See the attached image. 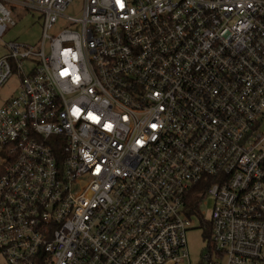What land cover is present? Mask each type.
Listing matches in <instances>:
<instances>
[{
    "label": "built area",
    "instance_id": "obj_1",
    "mask_svg": "<svg viewBox=\"0 0 264 264\" xmlns=\"http://www.w3.org/2000/svg\"><path fill=\"white\" fill-rule=\"evenodd\" d=\"M72 1L0 0L45 32L0 56V255L182 264L210 196L203 264H264V0Z\"/></svg>",
    "mask_w": 264,
    "mask_h": 264
},
{
    "label": "rangeland",
    "instance_id": "obj_2",
    "mask_svg": "<svg viewBox=\"0 0 264 264\" xmlns=\"http://www.w3.org/2000/svg\"><path fill=\"white\" fill-rule=\"evenodd\" d=\"M83 0H73L67 9L63 12L66 16L72 17H82L83 13ZM13 15L17 20V24L12 26L7 34L0 38V56L7 53V50L3 46V42H9L17 40L22 43L36 45L37 48H41V42L44 39V17L42 13L38 10H23L14 9ZM68 20L61 16L58 23L54 25L52 29L48 32L52 36L58 35L62 29L66 28ZM48 42H46V48H48ZM18 76L17 73L14 74L13 78L10 79L6 87L0 88L1 97H10L12 94L18 93L16 87ZM214 201L210 196L203 199L200 204V210L203 212L204 217L202 220L200 218L194 217L195 227L191 228L187 232L188 248L190 261L187 259L182 264H201L202 254L208 251L210 244V239L208 235V229L204 226L203 221H207L211 215L213 209ZM209 226V224H207ZM210 228V226H209ZM216 264H222L224 261L221 258L215 259ZM0 264H8L5 258L0 255Z\"/></svg>",
    "mask_w": 264,
    "mask_h": 264
},
{
    "label": "trees",
    "instance_id": "obj_3",
    "mask_svg": "<svg viewBox=\"0 0 264 264\" xmlns=\"http://www.w3.org/2000/svg\"><path fill=\"white\" fill-rule=\"evenodd\" d=\"M198 187H206V184H203V185H199ZM194 194H196V193H194ZM193 194V195H194ZM193 195L191 196V203H196V199H197V197H198V195L197 196H195V198L193 199ZM209 226H210V224H209ZM209 226L207 227V229H208V237H209V239H210V236H211V226H210V228H209ZM210 248L212 247V241H211V239H210ZM201 264H203V260H202V262H201Z\"/></svg>",
    "mask_w": 264,
    "mask_h": 264
}]
</instances>
